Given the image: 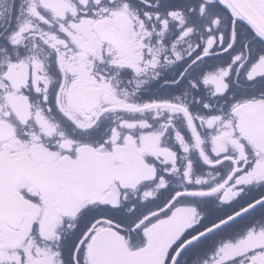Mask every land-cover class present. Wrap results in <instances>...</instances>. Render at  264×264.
Masks as SVG:
<instances>
[{
    "label": "snow or ice",
    "instance_id": "obj_1",
    "mask_svg": "<svg viewBox=\"0 0 264 264\" xmlns=\"http://www.w3.org/2000/svg\"><path fill=\"white\" fill-rule=\"evenodd\" d=\"M0 264H264V0H0Z\"/></svg>",
    "mask_w": 264,
    "mask_h": 264
}]
</instances>
